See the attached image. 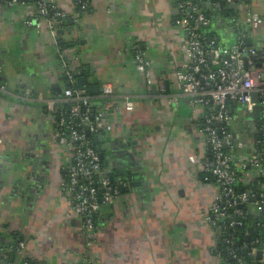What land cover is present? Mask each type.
Masks as SVG:
<instances>
[{"label": "crops", "instance_id": "1", "mask_svg": "<svg viewBox=\"0 0 264 264\" xmlns=\"http://www.w3.org/2000/svg\"><path fill=\"white\" fill-rule=\"evenodd\" d=\"M74 2L55 0L77 19L75 32L63 35L75 42L77 54L67 48L61 58L49 31L25 24L34 10L30 2L0 5V81L7 88L0 91V225L6 235L0 259H8L11 249L4 246L20 233L26 246L14 264L25 257L38 264H82L84 253L90 264H219L211 251L216 232L205 222L218 187L200 177L194 160L201 148L200 123L192 114L187 121L180 116L184 97L170 100L180 90L176 71L185 59L186 34L175 23V0H89L82 11ZM240 5V11L250 7L264 15V0H241ZM240 27L252 38L248 45L255 52L264 48V21ZM217 28L223 45L234 43L232 28ZM135 43L150 67L137 63ZM256 59L264 69V54ZM65 60L81 69L79 75L89 84L114 86L118 107L106 113L102 132L119 136L121 153L131 151L132 157L112 159L108 151L104 163L109 172L112 167L132 171L141 181L132 194L120 193L104 208L91 243L61 192L67 152L55 139L56 120L46 104L64 92L53 89V83L77 85L76 75L60 80ZM160 77L169 82L164 93ZM127 97L134 99L132 110L126 107ZM256 128L252 114L242 132L253 135Z\"/></svg>", "mask_w": 264, "mask_h": 264}, {"label": "built area", "instance_id": "2", "mask_svg": "<svg viewBox=\"0 0 264 264\" xmlns=\"http://www.w3.org/2000/svg\"><path fill=\"white\" fill-rule=\"evenodd\" d=\"M0 2V5L15 8L29 1ZM236 3L238 11L235 13L231 6ZM30 4L34 10L25 19V24L34 25L38 31H49L57 47L62 29L57 16L62 18L71 15L70 12L59 8L55 0H35ZM80 4L84 8L88 2L75 0V7ZM240 4L241 0H175V23L186 34L183 43L185 59L176 71L180 90L169 96L176 103L177 96L188 98L191 114L200 123L201 148L194 154L196 169L204 180H211L218 187L205 212L206 224L216 232L217 241L212 253L217 251L223 239L228 254L236 259L237 264H245L241 250L264 263L263 223L257 224V229L256 225L250 226L261 235L263 242L260 246L256 245V239L249 245L236 246L233 234L238 227L247 224L249 214L264 210V179H259L264 177V69L258 67L255 50L248 45L249 34L240 27L242 23L260 25L264 15L250 7L240 11ZM214 24L224 29L232 28L234 43L223 45ZM132 50L141 67L151 66L139 43H135ZM70 64L65 60L62 68L65 76L72 80L75 72ZM158 83L161 92H166L165 79L158 78ZM0 91H7L5 82L0 81ZM254 93H258V102L254 100ZM117 98L114 86L104 83L96 95L91 94L88 87L72 84L63 93L46 100L49 113L54 118L59 117L55 119V139L67 152L61 192L70 205L72 219H79L88 243L96 238L97 221L104 208L115 203L121 190L103 166L94 139H90L86 132L97 136L105 128V115L111 107H118ZM58 103L61 105L57 106ZM63 103H68L67 109H63ZM125 104L128 110H132L134 99L127 97ZM252 114H255L257 131L253 135L245 132L243 135V123ZM235 162L245 171L244 175L235 167ZM243 181L245 183L241 185ZM247 182L249 185L246 186ZM25 246V239L18 242V254ZM215 256L219 264H232L228 259ZM0 264H9L7 257L0 259ZM82 264H90L86 253L82 256Z\"/></svg>", "mask_w": 264, "mask_h": 264}, {"label": "water", "instance_id": "3", "mask_svg": "<svg viewBox=\"0 0 264 264\" xmlns=\"http://www.w3.org/2000/svg\"><path fill=\"white\" fill-rule=\"evenodd\" d=\"M232 9L234 10H237L238 8V5L237 3L232 5L231 6ZM75 31L73 30H70L69 31V35L70 34H73ZM65 33V30L63 29H60V34L63 35ZM74 41H70L69 42V47L68 49L73 51V56L77 54V51H75V45H74ZM248 44L251 45L253 44L252 43V38L249 37L248 38ZM261 54H264V48L262 50H258L254 53L255 57L259 58L261 56ZM263 66V62L260 61L258 62V67H262ZM70 67L74 70L75 72V75H76V84L79 86V87H88L89 91L91 94H98L99 91H100V85L99 84H89V81L87 79L86 76H83V75H79V72H81V69H78L75 67L74 63H71L70 64ZM59 68H60V65H59ZM60 80H63L65 78V74H64V71L63 69H60ZM2 79V76L0 75V80ZM72 84V81H66L65 82V85L62 87V85L60 83H53L51 86L53 89H67L70 85ZM166 85L168 86L169 85V82L166 81ZM168 92H170V90L168 89ZM254 100L258 102V93H254ZM235 104H236V101H234ZM63 104H66L68 105V103H63ZM61 103H58L57 106H60ZM179 113H180V116H182L184 118L185 121L188 120V118L191 116V108L189 106V101H188V98L187 97H184L181 99V106H180V109H179ZM52 114V113H50ZM59 119V117H57ZM94 144H95V147L96 149L100 152V156H101V159L102 160H106V156H107V152L108 151H111L113 152L112 153V159L115 158L114 155H118L121 154L126 156V155H129L132 157V153L131 151H127L125 152L124 154L121 153L123 152L122 149H120L121 147H123V140L119 137V136H113L112 133H109V132H100L96 137H94ZM133 144V142L131 141H128L127 145L129 147H131V145ZM112 167V166H111ZM112 170L110 172L111 174V178L113 180V182H116L119 184V187H120V190H121V193L124 194L128 191H130V193L132 194L133 193V189L139 185H141V181H137V180H134V176L132 174V171H115V168L113 169L112 167ZM118 175H122L124 176V179L123 180H117L118 178ZM128 182H131V186L132 187H129L128 186ZM9 243H11L12 241L9 240L8 241ZM258 257L260 258L261 257V251L258 252ZM14 259V256H12V260Z\"/></svg>", "mask_w": 264, "mask_h": 264}, {"label": "trees", "instance_id": "4", "mask_svg": "<svg viewBox=\"0 0 264 264\" xmlns=\"http://www.w3.org/2000/svg\"><path fill=\"white\" fill-rule=\"evenodd\" d=\"M26 1L34 2L35 0H26ZM83 1L88 2L89 0H83ZM0 3H2V2H0ZM76 10L82 11L83 6L81 4L76 6ZM227 11L228 10H226V12ZM57 19L59 20L60 25H61L62 29L65 30V32H69L70 30H72V28H74L75 22H74L73 15H67V16L62 17V18H59L57 16ZM63 35H60L57 39L58 40V50H59L58 54L62 53L65 49H67L69 47V42L66 41V39L64 38ZM59 58H61L60 54H59ZM70 86H72V85H70ZM62 107H63V109H67L68 105L62 104ZM67 115H68V112H67ZM55 119H57V117H55ZM86 134L88 135V137L90 139H94V137H96V136H94V133H92L90 131L89 132L87 131ZM102 163H103V166L105 168H107L105 163H104V160H102ZM237 163L238 162H235V167L239 170V172L241 174L244 175L245 171H243L242 168L240 166H238L239 164H237ZM200 177L204 178L202 174H200ZM259 179L261 181H263L264 177L261 176V177H259ZM244 183L245 182L243 181V183L241 185H244ZM247 184L249 185V182H247L245 185L247 186ZM128 186L132 187L131 182H128ZM262 223L264 224V210L261 213L252 212L251 214H249V221L247 222V224L243 227H238L235 231H233V234L236 236L235 237L236 246H241L245 243H247L249 245L255 239L257 240V242H256L257 246L262 245L263 240L261 238V235L259 233H257V231H255V229H257L259 227V226H257V224H262ZM251 225H256V226H254L256 228L255 229L251 228L250 227ZM5 226H8V225H5ZM5 236L6 235H5V233L2 232L1 225H0V243L3 242ZM22 239H25V237L22 236L20 233H14L13 237H12V242L9 243L7 246H4V248L11 249L8 252L9 257L7 259L9 264H14L16 262V260L18 258V252L16 250L17 245H18V242L21 241ZM213 253H214V255L220 256V258L222 260L228 259V261H231L232 264H237L236 259L228 254V251L226 249V245H225V242L223 241V239L220 242V244L217 246V251L213 252ZM240 255L243 256V258L245 260V264H264V263H261L260 261H257L256 258L254 259V258L250 257L249 255H247L246 253L244 254L243 250L240 251ZM12 256H14L13 260H12ZM20 264H38V263L35 260H32L31 258L25 257V258L20 259Z\"/></svg>", "mask_w": 264, "mask_h": 264}, {"label": "flooded vegetation", "instance_id": "5", "mask_svg": "<svg viewBox=\"0 0 264 264\" xmlns=\"http://www.w3.org/2000/svg\"><path fill=\"white\" fill-rule=\"evenodd\" d=\"M135 180V179H134Z\"/></svg>", "mask_w": 264, "mask_h": 264}]
</instances>
